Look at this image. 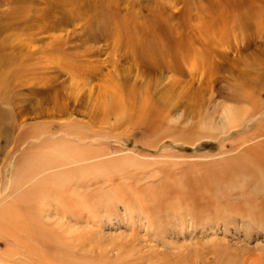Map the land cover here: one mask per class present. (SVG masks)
<instances>
[{
	"label": "rangeland",
	"instance_id": "374dc122",
	"mask_svg": "<svg viewBox=\"0 0 264 264\" xmlns=\"http://www.w3.org/2000/svg\"><path fill=\"white\" fill-rule=\"evenodd\" d=\"M205 20L193 0H0V209L62 177L39 194V220L74 259L264 264V228L237 188L211 197L228 217L202 213L207 202L195 195L194 215L165 213L153 224L146 216L149 191L167 186L165 204L175 203L176 181L211 186L230 174L223 162L249 165L264 150V48L217 47L211 36L225 21ZM231 106L257 115L202 137ZM31 158L41 163L17 184L18 165ZM103 193L115 203L107 207ZM24 238L33 237H0V264H51Z\"/></svg>",
	"mask_w": 264,
	"mask_h": 264
},
{
	"label": "bare ground",
	"instance_id": "6f19581e",
	"mask_svg": "<svg viewBox=\"0 0 264 264\" xmlns=\"http://www.w3.org/2000/svg\"><path fill=\"white\" fill-rule=\"evenodd\" d=\"M196 5L197 7H201L203 9L204 18L206 19L205 23L214 22L213 24H215L225 21V28L227 27V30L223 32L220 35V37L216 35L211 36V41L216 42L215 46L228 47V48H231V46H235V49L240 51L256 50L259 51V53L260 50L264 48V0H193V7H195ZM262 52L264 51L262 50ZM262 60H264V58H262ZM262 65L264 68V63H262ZM256 111H257L256 108L252 111H246V110L242 111L238 107H233V106L227 107L224 111V116H223L224 120L222 119L221 126L219 127V129L216 130L211 128L210 129L211 131L201 133V136L205 137L206 139H210L216 137L218 133L227 134L233 129L241 128L247 120H250L253 118L254 115H257ZM228 117H231L232 121L230 124L226 126ZM260 130H262V128ZM256 133L257 132L253 134L255 135ZM261 133H262L261 131L258 132V134ZM258 134H256V136H258ZM255 153L256 151L254 152V154ZM259 154L252 161L250 158L249 160L250 163H248L249 165H247L243 161L241 162V159L237 161L233 160V162L232 161L223 162L221 164V167H223L221 171L225 172L224 174L226 173L227 174L230 173V174L223 179L222 177L223 173L222 172H221L222 174L219 173L221 176L219 177V179L218 178L216 179L215 177L213 183H210L212 184L211 186H207L208 183L203 184L201 182H195V183L192 182L190 184L187 183L185 187L180 182L176 181V183H174V186L176 187V189H179V192L181 193L174 195L176 199L175 203L169 202L165 204V201L169 200L165 195V192L163 191L166 189L167 186L162 187L163 189L162 191H160V194L158 195H154V192L152 193L151 191H149L148 195L145 196V200L151 199L154 206L152 208H148L146 211L148 213V215H146L148 219V223L153 224V223L161 222L165 213L171 214L173 212H177V213L183 212L186 213L187 215L190 214L194 215L192 211L198 213L197 209L201 207L200 206L201 201L200 202L198 201L199 207L196 206L197 209L196 208L193 209L192 208L193 195H195L194 197H196L197 200H204L205 202H207L204 203L205 206L203 207L204 210H202V213L205 211H206L205 214H208V212L209 213L212 212V214L217 219L218 216L223 217L224 215L225 217L227 215L225 214L226 211L223 214L224 212L223 209L226 208L225 204H223L224 206H221V205H217L216 203H212L215 200L211 201V197L213 196L215 197L216 195L217 196L223 195V198L227 199L229 197H224L225 192L231 191L232 188L233 189L237 188L236 191L240 190L241 193H244L246 195L247 199L245 200V202L248 208V215L250 216L251 220H253L258 226L260 227L263 226L264 228V204L263 205L257 204L259 206L256 207L255 205L256 201H254L255 194L264 190V150L260 151ZM32 159L33 158H31L22 165L21 164L18 165V169L19 168L20 169L19 171L17 170V172L15 173V175H18L16 179L17 184L22 183V181L31 174L30 172H35L37 170L38 168L37 166L41 163V161L32 160ZM229 166H231L232 169H230ZM47 179L48 180L46 179L39 180L32 188L27 189V191L24 193L20 192L19 197L14 200L13 204L11 203L9 204V206L6 205L0 209V237H4V236L13 237L17 232L27 233V235L33 238L32 239L24 238L26 242L25 248L30 249V243L35 241L41 247L42 254H44L43 257L46 258L47 262L51 264H88V262L85 259L82 258L74 259L73 257H75V254L72 255L69 254V252L63 248L64 247L63 242H61L57 238L52 239V237L49 236L42 227V223L39 220V203H40L39 197L43 192V190L45 189V187L56 186L59 183V181H61L62 177L58 178L56 176V177H49ZM236 191H234L233 193H235ZM183 192L184 195H181ZM236 196L238 197L237 194ZM241 196H243V194H241L240 197ZM256 197L255 199H257ZM103 199L108 207L109 205L111 206L112 204L115 203L116 197L115 195L107 196L103 193L101 201ZM217 199L216 202L218 201ZM224 200H220V201H224ZM101 201H99V203L102 204ZM195 203L196 202H194V205ZM140 204L139 206H141ZM124 205L125 207L128 206V205L126 206V203ZM165 206L167 208H165ZM227 207H228L227 209H231L229 208L228 205ZM132 208L133 207H131V209ZM244 209L243 210L240 209L239 211H244ZM138 210L141 211L140 209ZM232 212H234L233 208H232ZM229 214H231V212ZM235 214L236 216L237 214L239 216V214L241 213L238 212ZM243 214H246V212L245 213L243 212ZM242 216L245 217V215ZM203 220L205 222H208L209 218L207 217L206 219ZM247 220H249V218H247ZM220 252L222 253V250ZM216 255H218V253ZM219 257L221 256L218 255V259ZM219 264H221V262H219Z\"/></svg>",
	"mask_w": 264,
	"mask_h": 264
}]
</instances>
